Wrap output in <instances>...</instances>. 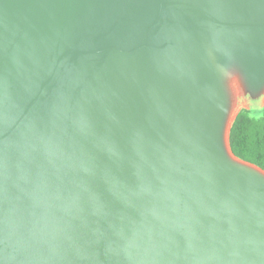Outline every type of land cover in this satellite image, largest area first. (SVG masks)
Returning <instances> with one entry per match:
<instances>
[{
  "label": "water",
  "instance_id": "obj_1",
  "mask_svg": "<svg viewBox=\"0 0 264 264\" xmlns=\"http://www.w3.org/2000/svg\"><path fill=\"white\" fill-rule=\"evenodd\" d=\"M264 0H0V264H264Z\"/></svg>",
  "mask_w": 264,
  "mask_h": 264
},
{
  "label": "trees",
  "instance_id": "obj_2",
  "mask_svg": "<svg viewBox=\"0 0 264 264\" xmlns=\"http://www.w3.org/2000/svg\"><path fill=\"white\" fill-rule=\"evenodd\" d=\"M252 113L241 108L230 128L229 143L234 154L264 169V104Z\"/></svg>",
  "mask_w": 264,
  "mask_h": 264
},
{
  "label": "rangeland",
  "instance_id": "obj_3",
  "mask_svg": "<svg viewBox=\"0 0 264 264\" xmlns=\"http://www.w3.org/2000/svg\"><path fill=\"white\" fill-rule=\"evenodd\" d=\"M264 104V96H260L258 98L252 99L248 96H239L237 100V109L240 108H250L252 110V113L254 115H257L255 113V110L260 108Z\"/></svg>",
  "mask_w": 264,
  "mask_h": 264
}]
</instances>
